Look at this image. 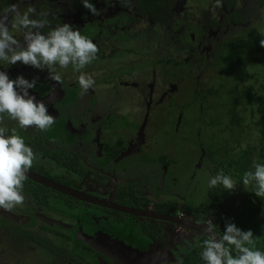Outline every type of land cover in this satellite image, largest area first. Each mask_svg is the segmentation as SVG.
Masks as SVG:
<instances>
[{"label":"flooded vegetation","instance_id":"af4514ba","mask_svg":"<svg viewBox=\"0 0 264 264\" xmlns=\"http://www.w3.org/2000/svg\"><path fill=\"white\" fill-rule=\"evenodd\" d=\"M90 2L98 14L89 13L81 0H0V11L16 4L20 11L35 8L36 19L46 13L43 33L66 22L97 48L95 59L79 70L94 80L86 91L71 65L53 69L61 73L59 82L48 79L46 71L19 63L3 69L10 77H39L30 92L47 106L54 123L43 131L21 128L4 113L0 127L23 137L33 150L27 172L74 196L25 177L32 187L40 186L41 193L22 191L21 205L0 209V264H203L197 247L207 239L205 220L213 216H200L197 209L211 189L208 178L223 171L206 149L213 130L210 121L216 117L207 100L216 82L208 76L213 67L233 63L224 60L225 65L213 66L210 56L226 57L223 53L235 39L264 54L250 39V30L263 21L264 0H212L207 8L196 9L184 0ZM108 20L112 22L105 24ZM9 30L18 39L22 35ZM191 106L197 115L193 121L186 115ZM161 112L173 130L170 151L175 153L173 144L194 134L195 145L186 147L195 152L194 158L179 165L160 149L156 119ZM193 167L190 178L184 172L191 173ZM171 168L181 170L171 175ZM202 168L209 171L206 180L200 179L202 203L193 205L187 199L197 196L195 188L186 197L181 189L174 191L179 188L163 189L164 182L176 184V178L178 183L180 178L198 181Z\"/></svg>","mask_w":264,"mask_h":264},{"label":"clouds","instance_id":"9594fccd","mask_svg":"<svg viewBox=\"0 0 264 264\" xmlns=\"http://www.w3.org/2000/svg\"><path fill=\"white\" fill-rule=\"evenodd\" d=\"M81 5L89 13L98 14L90 0H81ZM36 9L29 6L20 11L16 4H10L0 11V114L7 113L19 127L34 126L41 131L54 123L42 100L37 99L30 90L37 86L39 77L26 78L22 73L10 77V66H28L47 73V78L59 82L62 78L55 67L74 70L84 69L95 57L97 48L94 42L81 34L79 28L68 23H60L43 33L40 31L47 23L46 13L40 19L33 18ZM19 30L18 39L9 29ZM264 47V41L261 42ZM76 82L83 90L93 86L94 80L87 72L79 71ZM34 153L26 145L23 137L6 134L0 127V209H11L21 205L25 196L21 191L27 170L34 161ZM254 186V195L264 197V163H255L251 171L244 173L239 185ZM209 188L222 186L231 194L237 181L231 175L217 171L207 180ZM212 219L204 222L208 234L203 240L200 259L203 264H264V251L253 244L251 229H241L230 218L224 222L222 234L217 236Z\"/></svg>","mask_w":264,"mask_h":264},{"label":"trees","instance_id":"16d2710c","mask_svg":"<svg viewBox=\"0 0 264 264\" xmlns=\"http://www.w3.org/2000/svg\"><path fill=\"white\" fill-rule=\"evenodd\" d=\"M223 45L225 48L228 46L226 43ZM231 46L232 44L228 47V51L223 53L226 57L218 54L210 56L211 65L224 64V60L231 62V57H234L232 49L230 50ZM235 48L240 50L239 59L236 57L238 63H241L245 57L244 77L253 72L257 74H252L250 84H245L246 80L241 78L239 81L229 79L231 75L229 71L222 74L225 78L219 72L215 73V70L208 76L210 81L218 84V87L209 88V96L213 101L217 97H224V101L219 113L215 101V104L209 107L210 113H215L216 117L214 121H210L213 130L211 142L206 149L208 155L212 156V162L215 161L222 167V172L231 175L238 185L231 194L224 192L220 185L211 188L204 204L198 206L197 210L200 216L204 213L212 214L213 224L216 226L214 230L218 236L222 234L224 222L228 218L241 229H251L254 235L253 243H257V248L264 251V197L254 195L252 184L244 188L239 185L244 173L251 171L255 163H264V134L260 133L264 128V54L254 52L249 46H245V43L242 44L241 39L234 40V50ZM221 50L223 51L222 48ZM235 65L233 64L232 67L237 68L242 64ZM220 80L221 82L224 80L225 84L222 85ZM247 123H258L257 127H254L257 130L255 137L251 134L252 128L249 131L244 129ZM181 151L180 148V155ZM47 175L49 176V173ZM39 190H41L40 186L32 187L26 180L23 181L21 191L39 195L41 193ZM238 194L240 200L233 199ZM202 247L203 242L197 250L201 252ZM198 256L200 257V253Z\"/></svg>","mask_w":264,"mask_h":264},{"label":"rangeland","instance_id":"374dc122","mask_svg":"<svg viewBox=\"0 0 264 264\" xmlns=\"http://www.w3.org/2000/svg\"><path fill=\"white\" fill-rule=\"evenodd\" d=\"M184 2H185V4L186 3L190 4L191 6L194 7V9H196V7H198V6H203L202 8H207L208 3L212 2V0H184ZM111 22L112 21L108 20V21H105V24H110ZM257 24H258V26L256 25L257 27H254V28H252L253 30L252 29L250 30V35L253 36L250 39L254 40L256 45H258V43H259V45H258V47H259L261 45V42L264 41V18H263L262 22H260V23L258 22ZM233 40L234 39L230 40V42L233 41ZM249 46H251V45H249ZM230 50H231L232 54H234V57H231L233 63L232 64H227L226 67L225 66L220 67V65H218L216 67H213L212 69L217 71V72H219V74L221 76H222L223 73H225L227 71H230V72H228V73L231 74L228 77L229 79H234V80L239 81V79L241 78V79H245L246 80L245 84H250V82H252V79L250 77L253 76L252 75L253 73L257 74V72L249 73L247 75V77H244L245 76V70H246L245 67H243V65L245 64V57L243 58V61L241 63H238L237 60H236V57L239 59V56H236V54H239L240 50H236V49L234 50V46H231ZM233 64L234 65L235 64H242V65L237 66V68H233L232 67ZM222 77L225 78V76H222ZM220 83L222 85L225 84L224 80L222 82L220 80ZM216 87H218V84H216ZM223 98L224 97H221V98L217 97V98L214 99V101H215V103L217 105V112L218 113L221 111V105H222V102L224 101ZM207 100H208L210 105H214L215 104L213 99L211 98V96H208ZM188 111L190 112V116H189L188 112L186 113V115L189 118V120L190 121L196 120L197 119V115H196L195 106H191L188 109ZM165 118H166V115H163L162 112H161V114L158 115V119H156V121H158V123H156L155 120H153L156 123V126H157L156 140L159 143L160 149L164 148L165 149L164 152L170 154L171 156H173L174 159H176L177 163H179V165L181 164L182 160L186 161L189 157H191V158L193 157L194 158L196 156L195 152L190 151L189 148H186L187 146H189V144L195 145L196 139L194 138V140H193L194 134H192L191 136H186L187 139L185 140V142H182V143L179 142V141L175 142L173 144L175 146L174 147L175 148V153L170 151V150H173V149L171 148V143H169L168 138L170 137V132H172L173 130L168 128V126L171 125V124H170L169 121H166ZM125 125L129 126V122L124 123V125L122 126V131L123 132L126 129ZM257 125H258V123H255V124L247 123L245 125L244 129L249 131L252 128L251 134H252L253 137H255L257 135V130L254 127H257ZM195 128H196V125L194 126V129ZM184 129H185V131L190 132V133L192 131L188 126H185ZM158 132H159V134H158ZM260 133H261V135L264 134V128L261 130ZM174 140H176V139H174ZM178 143H181V146L184 145L183 148H182V154H181L182 156L179 154L180 147L178 146ZM168 172L171 175H176L178 173L176 168H174V170H172V168H171ZM184 173L187 176L190 174V178H192V175L194 174V167H193L191 173H189V170H185ZM208 177H209L208 168H202L201 172L199 173L198 177L196 178L198 181H193V180L187 178L186 181L181 182L182 179L180 178L179 179V183H178V178H176L175 180H176V184L177 185L175 183L172 184L171 182H164L163 183V186H164L163 189L164 190H166V189L174 190L176 188H179V189H176L174 191H177V190L181 189L183 191V193H184V196L186 197L187 196V191H191V188H195L197 190V196H194V198L191 199L189 197V195H188L187 199H189L191 201V204L198 205V204H200V203H202L204 201V198H202L203 197L202 193L204 192V189H203L204 185L200 182V179L203 178L204 180H206ZM236 199L238 200L239 197L236 196ZM237 207L240 208V206H237ZM237 207H235V209Z\"/></svg>","mask_w":264,"mask_h":264},{"label":"water","instance_id":"95a60500","mask_svg":"<svg viewBox=\"0 0 264 264\" xmlns=\"http://www.w3.org/2000/svg\"><path fill=\"white\" fill-rule=\"evenodd\" d=\"M26 178L42 185V186H45V187H48V188H51V189H54L55 191L57 192H60L62 194H66V195H70V196H74L72 191H69L68 189L64 188L63 186L61 185H58L50 180H46L44 178H41L39 176H36L34 174H31L29 172H27L26 174ZM205 235L208 236V234L205 232Z\"/></svg>","mask_w":264,"mask_h":264}]
</instances>
